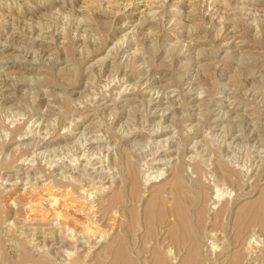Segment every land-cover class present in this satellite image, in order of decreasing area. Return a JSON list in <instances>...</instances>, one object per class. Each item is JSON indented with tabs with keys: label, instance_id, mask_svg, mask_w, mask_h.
I'll return each instance as SVG.
<instances>
[{
	"label": "rangeland",
	"instance_id": "obj_1",
	"mask_svg": "<svg viewBox=\"0 0 264 264\" xmlns=\"http://www.w3.org/2000/svg\"><path fill=\"white\" fill-rule=\"evenodd\" d=\"M0 264H264V0H0Z\"/></svg>",
	"mask_w": 264,
	"mask_h": 264
},
{
	"label": "bare ground",
	"instance_id": "obj_2",
	"mask_svg": "<svg viewBox=\"0 0 264 264\" xmlns=\"http://www.w3.org/2000/svg\"><path fill=\"white\" fill-rule=\"evenodd\" d=\"M178 105V104H177ZM217 120H219V119H217ZM216 121V120H215ZM49 133V132H48ZM23 163V162H22ZM161 173V172H160ZM130 174V173H129ZM158 176V175H157ZM34 182V181H33ZM24 184V183H23ZM105 190V189H104ZM157 191H158V189H157ZM83 192V191H82ZM159 192V191H158ZM217 196V195H216ZM71 234V233H70ZM71 237V236H70Z\"/></svg>",
	"mask_w": 264,
	"mask_h": 264
}]
</instances>
